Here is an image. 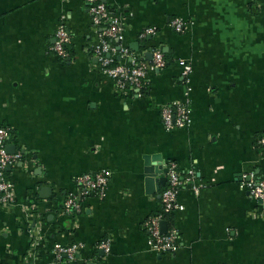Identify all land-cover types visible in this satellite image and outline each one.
<instances>
[{"label": "crops", "instance_id": "0c3cea01", "mask_svg": "<svg viewBox=\"0 0 264 264\" xmlns=\"http://www.w3.org/2000/svg\"><path fill=\"white\" fill-rule=\"evenodd\" d=\"M104 1L122 27L110 41L117 62L120 47L165 55L140 94L99 68L101 28L84 0H0V126L11 129L7 151L21 154L6 167L14 201H0V264H65L54 247L71 244L79 264H264V203L240 187L264 176V0ZM60 23L65 58L49 50ZM174 103L188 122L166 130L161 108ZM170 162L190 184L163 219L178 249L161 253L144 224L160 210ZM103 169V193L64 213L75 177Z\"/></svg>", "mask_w": 264, "mask_h": 264}, {"label": "built area", "instance_id": "2783aa9c", "mask_svg": "<svg viewBox=\"0 0 264 264\" xmlns=\"http://www.w3.org/2000/svg\"><path fill=\"white\" fill-rule=\"evenodd\" d=\"M87 10L91 15L92 24L98 28L99 42L93 48V54L96 58L99 68L110 76L118 90H134L137 94L145 87L147 83V73L149 71L160 70L166 67V59L159 49L151 50V60L146 61L138 58L134 53L128 52L120 47L123 60L117 62L110 54L112 46L110 41L117 38L121 32V24L113 16L104 0H84ZM171 27L175 30H181L184 22L179 17H174ZM154 30L147 28L141 32L143 37L153 34ZM70 42L69 32L62 23L57 25L54 33V41L49 46V50L60 58L68 55L67 44ZM182 67V75L185 82H190L189 75L191 66L184 60H179ZM161 120L166 130L181 128L188 122V109L185 104H169L161 108ZM11 136V129L8 126H0V201L2 203H13V185L6 177V167L14 164L21 156L20 152L10 153L7 151V142ZM260 146L264 148V134L258 140ZM192 171H188L191 175ZM166 184L160 194V210L148 217L144 227L146 230V241L150 249L161 253H172L178 249V232L176 228H170L165 233L160 229L161 220L164 215L174 209L181 208L177 201L178 192L182 186L190 184V178L174 162L167 165ZM109 181L107 170H100L93 173H82L75 177L77 191L68 195L63 203L64 213H77L81 209L82 200L88 195H101ZM240 187L247 190L248 193L260 204L264 203V176L256 177L252 173L240 181ZM193 190L198 192V187L193 185ZM101 248L104 251L109 250L107 241L101 242ZM77 246L56 245L54 254L65 264H79L77 257Z\"/></svg>", "mask_w": 264, "mask_h": 264}, {"label": "water", "instance_id": "95a60500", "mask_svg": "<svg viewBox=\"0 0 264 264\" xmlns=\"http://www.w3.org/2000/svg\"><path fill=\"white\" fill-rule=\"evenodd\" d=\"M145 55H146V58L148 60H151V57H152V52L151 51L146 52ZM7 146H9V145L7 144ZM11 147H13V145H11L9 148H11ZM10 151L13 152L14 151V148H13V150H10ZM162 182H163V179H162ZM160 229H161V231L163 233H165L167 231V223H166L165 220H161V222H160ZM100 254H103V251H100ZM89 264H94V263H89Z\"/></svg>", "mask_w": 264, "mask_h": 264}, {"label": "trees", "instance_id": "16d2710c", "mask_svg": "<svg viewBox=\"0 0 264 264\" xmlns=\"http://www.w3.org/2000/svg\"><path fill=\"white\" fill-rule=\"evenodd\" d=\"M66 48H67V46H66ZM164 56H165V55H164ZM165 59H166V58H165ZM261 177H262V176H261ZM164 187H165V185H164ZM164 187H163V188H164ZM162 190H163V189H162ZM164 217H166V214L164 215Z\"/></svg>", "mask_w": 264, "mask_h": 264}]
</instances>
